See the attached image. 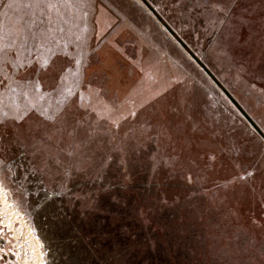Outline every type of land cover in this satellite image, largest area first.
<instances>
[{"label":"rangeland","instance_id":"obj_1","mask_svg":"<svg viewBox=\"0 0 264 264\" xmlns=\"http://www.w3.org/2000/svg\"><path fill=\"white\" fill-rule=\"evenodd\" d=\"M146 1L0 0L4 264L54 198L135 226L117 264H264V139L164 25L264 131V0Z\"/></svg>","mask_w":264,"mask_h":264},{"label":"flooded vegetation","instance_id":"obj_2","mask_svg":"<svg viewBox=\"0 0 264 264\" xmlns=\"http://www.w3.org/2000/svg\"><path fill=\"white\" fill-rule=\"evenodd\" d=\"M68 190L71 191V187ZM50 200L52 199L50 198ZM53 201L50 209L54 211L57 219L56 222L49 218L43 220L41 224L44 228L43 233L38 228L39 217L34 220L28 207L23 209L29 212L28 225L32 235L39 236L43 241L46 239L45 233L50 239L53 238L48 233H52L54 235L52 237H58L59 241L57 242L46 241L50 255L48 264H117L116 252L125 251L119 249V223L113 224L110 221H106L105 224L101 223L95 213L89 218H85V216L79 215L78 210L67 212L65 214L67 217H65L61 214L60 205L57 203L61 200L54 198ZM99 215L101 216V214ZM97 219H99V224ZM48 223L51 224L49 227H47ZM159 257L161 260V256ZM0 259L2 260L0 264H4L7 259L6 254L4 253ZM127 260L129 259L127 258Z\"/></svg>","mask_w":264,"mask_h":264},{"label":"water","instance_id":"obj_3","mask_svg":"<svg viewBox=\"0 0 264 264\" xmlns=\"http://www.w3.org/2000/svg\"><path fill=\"white\" fill-rule=\"evenodd\" d=\"M144 2L150 6L149 2L144 0ZM150 8L155 12V9L150 6ZM159 16V15H158ZM160 21H163V18L159 16ZM167 30L179 41L181 46L185 48L191 56L198 62V64L202 67V69L213 79V81L221 88L223 93L228 97V99L238 108V110L242 113V115L249 121L251 126L261 135L264 139V131L260 128V126L252 119L249 113L242 107V105L238 102V100L232 95V93L224 86L218 77L207 67V65L199 58L198 55L189 47V45L176 33V31L170 27L166 22H164Z\"/></svg>","mask_w":264,"mask_h":264},{"label":"trees","instance_id":"obj_4","mask_svg":"<svg viewBox=\"0 0 264 264\" xmlns=\"http://www.w3.org/2000/svg\"><path fill=\"white\" fill-rule=\"evenodd\" d=\"M121 217H129L128 216V214H121ZM124 219V218H123ZM126 224V223H125ZM130 225L129 226H125V225H121L120 223L118 224V231H119V233L120 234H125L126 233V231L128 230L127 229V227H129L130 228V231H131V229L132 230H134L135 229V226L133 225V224H131V223H129ZM128 225V224H127ZM128 232V231H127ZM130 244V243H127V241H126V238H124V237H122V238H120V244ZM120 246V245H119ZM174 262V261H173ZM168 263V262H167ZM169 264V263H168ZM174 264H175V262H174Z\"/></svg>","mask_w":264,"mask_h":264}]
</instances>
